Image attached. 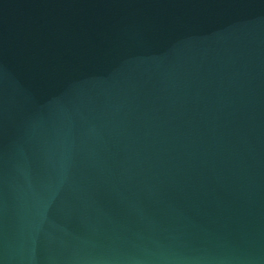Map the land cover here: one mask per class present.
<instances>
[{"label": "water", "instance_id": "obj_1", "mask_svg": "<svg viewBox=\"0 0 264 264\" xmlns=\"http://www.w3.org/2000/svg\"><path fill=\"white\" fill-rule=\"evenodd\" d=\"M0 264H264V0H0Z\"/></svg>", "mask_w": 264, "mask_h": 264}]
</instances>
